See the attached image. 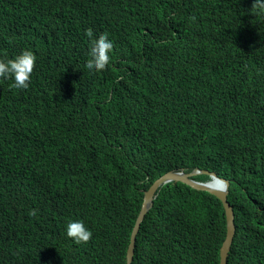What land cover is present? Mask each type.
Returning a JSON list of instances; mask_svg holds the SVG:
<instances>
[{
	"label": "trees",
	"instance_id": "obj_1",
	"mask_svg": "<svg viewBox=\"0 0 264 264\" xmlns=\"http://www.w3.org/2000/svg\"><path fill=\"white\" fill-rule=\"evenodd\" d=\"M254 2L0 0V60L37 58L28 89L0 78V264H126L145 191L195 169L230 181L227 264H264V13ZM88 29L114 44L104 71L85 66ZM73 221L90 242L67 236ZM226 235L217 195L169 182L133 264H219Z\"/></svg>",
	"mask_w": 264,
	"mask_h": 264
},
{
	"label": "clouds",
	"instance_id": "obj_2",
	"mask_svg": "<svg viewBox=\"0 0 264 264\" xmlns=\"http://www.w3.org/2000/svg\"><path fill=\"white\" fill-rule=\"evenodd\" d=\"M252 10L256 14L264 13V0H255ZM86 35L91 40L90 52H89L90 59L87 61L85 65L86 68L89 70H94L95 72H101V71L106 70L111 61L110 53L114 50L113 42L109 40L107 33L101 34L98 39H94L93 38L94 34H93L92 29H88L86 32ZM36 60L37 58L35 54L29 50H25L21 55L17 56L15 59L7 60V62H5L4 60H0V78L14 77L15 83L12 85V87L18 88V89H28L30 86V82H31V76L36 67ZM195 170H201V169H195ZM201 171H206V172L199 173L197 175L207 174L209 175V179L196 180L195 177L197 175H195L192 177L194 181L200 182V183H206V184L211 185L214 188H218L219 181H222L223 183V181L225 182L227 180L230 186V181L226 179L225 177L218 175L216 172L207 171V170H201ZM192 172H186V173H192ZM229 186H228V189H229ZM199 190H203V189H199ZM203 191L212 193L209 190H203ZM29 215L36 216L37 211L33 209L29 212ZM235 224H236V221H235ZM92 235H93L92 232L88 228L85 227L83 221H73L67 225V236L73 239L75 243L78 245L86 244L90 242ZM221 260L222 259H220L219 264H221ZM227 262H228V257L226 259V264Z\"/></svg>",
	"mask_w": 264,
	"mask_h": 264
},
{
	"label": "water",
	"instance_id": "obj_3",
	"mask_svg": "<svg viewBox=\"0 0 264 264\" xmlns=\"http://www.w3.org/2000/svg\"><path fill=\"white\" fill-rule=\"evenodd\" d=\"M204 172L206 171L194 170L192 173H186L184 170L169 171L164 175H162L161 177H159L158 179H156L153 182V184L149 187V189L145 191L143 205L132 231L131 241L127 251L126 264L133 263L137 235L140 231L142 222L144 221L146 215L149 213V211L154 205V200L157 196L159 188L162 185L173 181H181L197 189L209 190L212 193L216 194L223 201L227 215V235L221 247V259H222L221 264H226V259L233 244V240L236 232L234 208L228 201L229 182L227 180L225 182L223 181V183L222 181H219L218 188H214L209 184L196 182L192 179L193 176Z\"/></svg>",
	"mask_w": 264,
	"mask_h": 264
}]
</instances>
